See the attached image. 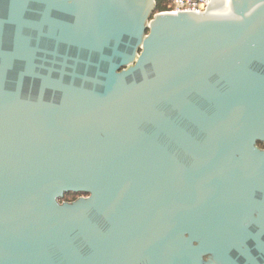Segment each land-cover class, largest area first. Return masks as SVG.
<instances>
[{
  "label": "water",
  "instance_id": "95a60500",
  "mask_svg": "<svg viewBox=\"0 0 264 264\" xmlns=\"http://www.w3.org/2000/svg\"><path fill=\"white\" fill-rule=\"evenodd\" d=\"M257 142L264 0H0V264H264Z\"/></svg>",
  "mask_w": 264,
  "mask_h": 264
},
{
  "label": "built area",
  "instance_id": "2783aa9c",
  "mask_svg": "<svg viewBox=\"0 0 264 264\" xmlns=\"http://www.w3.org/2000/svg\"><path fill=\"white\" fill-rule=\"evenodd\" d=\"M167 12H192L197 13L205 10L207 3L210 0H166Z\"/></svg>",
  "mask_w": 264,
  "mask_h": 264
},
{
  "label": "trees",
  "instance_id": "16d2710c",
  "mask_svg": "<svg viewBox=\"0 0 264 264\" xmlns=\"http://www.w3.org/2000/svg\"><path fill=\"white\" fill-rule=\"evenodd\" d=\"M168 10V7H167V1L166 0H155V11L156 12H159V11H166ZM71 196L76 197L77 198V195L76 194H71Z\"/></svg>",
  "mask_w": 264,
  "mask_h": 264
},
{
  "label": "rangeland",
  "instance_id": "374dc122",
  "mask_svg": "<svg viewBox=\"0 0 264 264\" xmlns=\"http://www.w3.org/2000/svg\"><path fill=\"white\" fill-rule=\"evenodd\" d=\"M77 195V197L78 196H82V194L81 193H79V194H76ZM76 197H74L73 198V196H71L70 194H66L63 198H61L59 201L60 202H62V201H72V200H74Z\"/></svg>",
  "mask_w": 264,
  "mask_h": 264
},
{
  "label": "flooded vegetation",
  "instance_id": "af4514ba",
  "mask_svg": "<svg viewBox=\"0 0 264 264\" xmlns=\"http://www.w3.org/2000/svg\"><path fill=\"white\" fill-rule=\"evenodd\" d=\"M257 146H258L259 148H264V145H263V143H261V142H257Z\"/></svg>",
  "mask_w": 264,
  "mask_h": 264
}]
</instances>
